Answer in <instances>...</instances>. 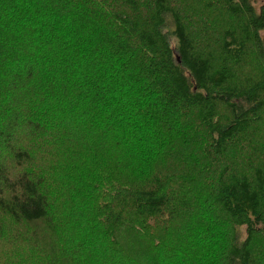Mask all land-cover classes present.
I'll return each mask as SVG.
<instances>
[{
  "label": "trees",
  "instance_id": "obj_1",
  "mask_svg": "<svg viewBox=\"0 0 264 264\" xmlns=\"http://www.w3.org/2000/svg\"><path fill=\"white\" fill-rule=\"evenodd\" d=\"M256 5L0 0V264H264Z\"/></svg>",
  "mask_w": 264,
  "mask_h": 264
},
{
  "label": "rangeland",
  "instance_id": "obj_2",
  "mask_svg": "<svg viewBox=\"0 0 264 264\" xmlns=\"http://www.w3.org/2000/svg\"><path fill=\"white\" fill-rule=\"evenodd\" d=\"M255 1V3L257 4L256 6L257 7H261L263 4H264V0H254ZM173 40V39H172ZM174 41V40H173ZM243 228V230L245 231V228L244 227H242ZM1 243L2 242H4V241H0ZM1 253V252H0Z\"/></svg>",
  "mask_w": 264,
  "mask_h": 264
}]
</instances>
